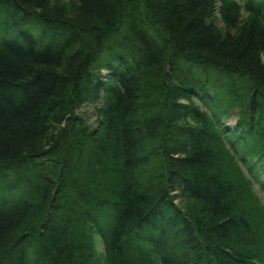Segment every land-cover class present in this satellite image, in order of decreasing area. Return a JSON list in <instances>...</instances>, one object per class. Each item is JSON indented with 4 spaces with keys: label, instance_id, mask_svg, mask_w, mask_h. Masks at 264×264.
Listing matches in <instances>:
<instances>
[{
    "label": "trees",
    "instance_id": "trees-1",
    "mask_svg": "<svg viewBox=\"0 0 264 264\" xmlns=\"http://www.w3.org/2000/svg\"><path fill=\"white\" fill-rule=\"evenodd\" d=\"M13 13L37 30L0 38V264H98L94 233L104 264H264L220 164L238 139L264 168V0H0Z\"/></svg>",
    "mask_w": 264,
    "mask_h": 264
},
{
    "label": "rangeland",
    "instance_id": "rangeland-1",
    "mask_svg": "<svg viewBox=\"0 0 264 264\" xmlns=\"http://www.w3.org/2000/svg\"><path fill=\"white\" fill-rule=\"evenodd\" d=\"M64 4L66 3H71L74 0H61ZM216 16H218V14H216ZM102 75L105 76L107 75V73L102 72ZM92 108L86 109L89 113L91 112ZM92 112H94L92 110ZM234 114V113H233ZM232 114V118L233 121H231V123H228L227 125V131L228 132H232L233 129L235 128L236 125V118L235 115ZM95 124V123H94ZM261 132H264L263 127L260 130ZM221 137V136H220ZM255 138V142H257L258 140ZM241 148V147H240ZM245 149V153L248 156H251L252 154L247 150V147H244ZM239 151H235L233 149H231L232 153H236V155H234L235 157H233L230 153L229 156H231V158H227L226 160L220 162V164L222 165L223 169H224V173L227 176V178L231 181H233L237 186L236 191L235 192V197L237 199V204L239 206V208L244 211L245 213H247L249 215V217L252 220V224H254V228H255V232L257 234V236L259 237V241L260 244L262 246V249L264 251V193L262 191H260L257 186H253L249 181H248V175H247V170L245 168V164H248L247 162L244 161L243 157H242V148L241 150L238 149ZM240 152V153H239ZM239 153V155H238ZM234 158H236V160H234ZM236 161L239 165V167L237 168V164ZM256 162V161H255ZM254 161H251V164H253ZM257 164V163H256ZM237 165V166H236ZM250 165V163H249ZM258 165V164H257ZM258 167H260L258 165ZM240 185V186H238ZM174 203L178 206V207H186L184 204V201H180L179 199H177L176 201H174ZM101 223L103 226H107L108 223H110V218L107 214H101ZM93 246L94 249L96 251V258L98 261V264H104L105 262V258L103 256V242L101 241L100 237L98 236L97 233H94L93 235Z\"/></svg>",
    "mask_w": 264,
    "mask_h": 264
},
{
    "label": "bare ground",
    "instance_id": "bare-ground-1",
    "mask_svg": "<svg viewBox=\"0 0 264 264\" xmlns=\"http://www.w3.org/2000/svg\"><path fill=\"white\" fill-rule=\"evenodd\" d=\"M207 15H206V17H207ZM206 17H205V19H206ZM5 18H6L5 20H0V38L2 40H4V43L6 45H15V44L21 45V43H23V40L26 39V37H24L26 30H28V32L26 33V35H28V36H33V30H37L35 27L30 25V21H29L28 17L13 13L11 15V19H9L10 18L9 15L5 16ZM205 19L203 21H205ZM61 27H63V25ZM65 33H66L65 35H67L69 32L66 31ZM100 52L101 51L97 47H95L94 56L99 54ZM164 58L161 59L160 67L158 68V73H159L158 77L159 78H155V81L158 83L166 85L167 80H172L175 77V75L180 71L181 62L174 60L172 53H170L169 56L164 57ZM171 61H174V62H171ZM96 63H98V67H97L98 70L96 69L95 71L98 72L99 69L102 67V69L100 70V77L102 78V80L104 82H106L107 79H108V82H110V72L112 70L111 67H109L108 70L103 69L102 60H100V62L98 61ZM105 65L108 66L107 64H105ZM223 66L224 65H222L221 67H223ZM224 69L230 70L232 68L225 67ZM104 71H105V73H107V75H105V76L102 75V72H104ZM119 77H121L119 74L116 77L112 75L111 76V82H116ZM247 77H248V79L253 80V82L256 84L254 79H252L248 74H247ZM113 79H115V81ZM260 87H261V85H260ZM100 92L102 93L103 90L100 89ZM262 118L264 119V114L262 115ZM234 129H237V127H235ZM236 133L239 135V138H241V139L243 138L242 136H247V135H248L247 137L253 139V136H252L253 130L251 128L237 129ZM234 148L237 150L238 149L241 150L239 145H236ZM36 236H37V232L35 230H33V229L27 230V232H25V234H24V240L26 241V244L31 242L30 240H32ZM29 260L34 261V259H32V258Z\"/></svg>",
    "mask_w": 264,
    "mask_h": 264
}]
</instances>
